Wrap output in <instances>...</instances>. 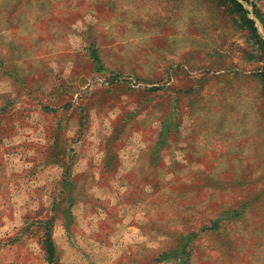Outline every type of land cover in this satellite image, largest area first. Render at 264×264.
<instances>
[{"label": "rangeland", "instance_id": "rangeland-1", "mask_svg": "<svg viewBox=\"0 0 264 264\" xmlns=\"http://www.w3.org/2000/svg\"><path fill=\"white\" fill-rule=\"evenodd\" d=\"M237 1L0 0V264H264V0Z\"/></svg>", "mask_w": 264, "mask_h": 264}, {"label": "trees", "instance_id": "trees-1", "mask_svg": "<svg viewBox=\"0 0 264 264\" xmlns=\"http://www.w3.org/2000/svg\"><path fill=\"white\" fill-rule=\"evenodd\" d=\"M231 1L234 2V4L236 5L237 8L243 10L242 5L237 0H231ZM242 12L244 13L245 19L248 22H250L252 24V26L254 27V29L256 30L254 21L252 19H250V18L245 16L246 11H242ZM260 47H261V49L264 48V41H261V46ZM46 247H47L49 262L51 263L53 258H54V255H55V245H54L53 240H52L50 235L47 237Z\"/></svg>", "mask_w": 264, "mask_h": 264}, {"label": "clouds", "instance_id": "clouds-1", "mask_svg": "<svg viewBox=\"0 0 264 264\" xmlns=\"http://www.w3.org/2000/svg\"><path fill=\"white\" fill-rule=\"evenodd\" d=\"M5 209L3 207H0V224L4 226V230H7L8 227V220L4 218ZM0 235H2V232H0Z\"/></svg>", "mask_w": 264, "mask_h": 264}]
</instances>
